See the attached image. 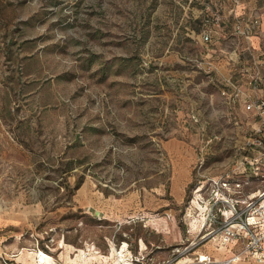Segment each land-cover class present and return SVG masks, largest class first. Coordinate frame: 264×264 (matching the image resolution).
<instances>
[{
  "label": "rangeland",
  "instance_id": "rangeland-1",
  "mask_svg": "<svg viewBox=\"0 0 264 264\" xmlns=\"http://www.w3.org/2000/svg\"><path fill=\"white\" fill-rule=\"evenodd\" d=\"M211 2L0 0V264L39 249L171 264L214 247L207 179L235 167L245 130L221 89L231 75L264 96V50Z\"/></svg>",
  "mask_w": 264,
  "mask_h": 264
},
{
  "label": "built area",
  "instance_id": "built-area-1",
  "mask_svg": "<svg viewBox=\"0 0 264 264\" xmlns=\"http://www.w3.org/2000/svg\"><path fill=\"white\" fill-rule=\"evenodd\" d=\"M197 1L207 5L208 0ZM232 1L236 4L239 0ZM226 15L233 18L234 30L238 35L249 39L257 33L260 23L257 14L244 18L231 8ZM215 18L223 21L224 17L216 12ZM209 37V33L204 32L203 39L209 40ZM231 53L237 55L235 49ZM252 71L248 82L255 86L259 72L257 67ZM224 87L221 94L230 105L229 108L242 103L248 113L243 116L244 120L255 122V126L245 128L242 133L237 147L241 154L235 167L207 179L208 192L205 199L208 218L213 227L205 231L201 238L220 244L240 241L241 250L223 259L214 258L208 253H196L187 264H235L241 253L256 263L264 264V96L243 94L240 85L232 81L224 83ZM251 187L254 188L248 190Z\"/></svg>",
  "mask_w": 264,
  "mask_h": 264
},
{
  "label": "crops",
  "instance_id": "crops-1",
  "mask_svg": "<svg viewBox=\"0 0 264 264\" xmlns=\"http://www.w3.org/2000/svg\"><path fill=\"white\" fill-rule=\"evenodd\" d=\"M211 5L213 6V8H215L219 11H222V13H224V14L226 12H228V10L233 8L237 15L244 17V18L246 16L251 15V14H257L259 16V19H260L258 31L256 34H253L252 36H250L249 39L245 40V43H244L242 48L247 49L252 54L253 58L255 55L259 56L260 53L263 52L264 45L262 43V40L264 38V0H239L236 4H234L232 0H212ZM230 18L233 19L232 17H230ZM240 50H241V48L239 49V52H240ZM229 54H230L229 55L230 58H237L238 57V55H233L231 52ZM255 60L257 61V59H255ZM233 64H234V62H233ZM237 65L238 64H236L232 68H234V70H236V67L238 68ZM258 65H254V67L258 68ZM250 67H247V68L243 67V68L249 69L247 71H248V73H250L251 72L250 69H252V70L254 69L253 67L252 68H250ZM229 81L237 83V80L235 81V77H233L231 75H230V77L225 79V84ZM249 93H251L250 89H249ZM251 95H253V93H251ZM236 107H238L239 111L242 112L241 115H239L240 117L248 114L244 110L242 103H238L236 105ZM234 110L236 113V111H237L236 108H234ZM253 126H255V122L245 121V126H243V127L248 129V128H251ZM242 131H244V130H242ZM241 137H242V134H241ZM189 178H190V175H188V173L186 172L179 179H175V180L178 182V181H180V179L189 180ZM21 224H22V222L20 221V219H18V221H16V220L10 221V222L5 223V225H2V226L11 225V226L16 228V227H19ZM17 229H19V228H17ZM213 243H214V247L211 245H205L203 248V251H201V252L208 253L212 257L217 258V259H223L225 257H229V256L233 255L234 253H238L241 250L240 241H230L226 244H220L218 242H213ZM196 253H199V252L194 250V254H196ZM21 256H22V254H21ZM189 261H190V259L185 260L183 258H180L176 262L171 263V264H187ZM48 262H47V264H56V263H53L50 261H48ZM35 264H36V262H35ZM235 264H260V263H256L252 258L241 253L238 256V259L235 262Z\"/></svg>",
  "mask_w": 264,
  "mask_h": 264
},
{
  "label": "bare ground",
  "instance_id": "bare-ground-1",
  "mask_svg": "<svg viewBox=\"0 0 264 264\" xmlns=\"http://www.w3.org/2000/svg\"><path fill=\"white\" fill-rule=\"evenodd\" d=\"M199 190H200V189L197 188V191H194V193H195V199H196L197 203H200L199 200H198V198H197V195L199 196V193H198ZM204 208H206V206H205ZM199 220H200V222L203 224L205 218H204V217H201ZM26 250H27V249H26ZM33 251H34V250H33ZM82 251H84V250L82 249ZM120 251H121V250H120ZM120 251H119V252H120ZM27 253H30V252L27 250ZM83 253H84V252L81 253L82 256H83ZM33 254H34V260H35L36 264H47V262L50 261L49 259H51V256H50V255L46 254L45 252H43V251L40 250V249H39V250H36ZM30 255H31V254H30ZM31 257H32V256H31ZM120 257H121V260H122V258H123V256H122V252H120ZM81 259H82V257H81ZM52 262H53V261H52ZM48 263H49V262H48ZM53 263H54V262H53ZM81 264H85L84 259L81 260Z\"/></svg>",
  "mask_w": 264,
  "mask_h": 264
}]
</instances>
